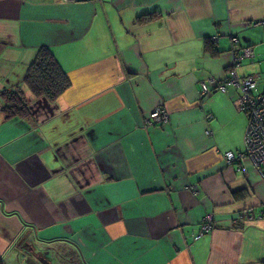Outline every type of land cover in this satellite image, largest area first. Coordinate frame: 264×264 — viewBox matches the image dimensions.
<instances>
[{"label": "crops", "instance_id": "crops-1", "mask_svg": "<svg viewBox=\"0 0 264 264\" xmlns=\"http://www.w3.org/2000/svg\"><path fill=\"white\" fill-rule=\"evenodd\" d=\"M40 46L70 79L54 100L22 83ZM245 47L236 72L264 93V0H0V93L30 101L8 119L0 98V264L30 247L66 264H264L239 89L199 85ZM156 106L168 121L145 125Z\"/></svg>", "mask_w": 264, "mask_h": 264}, {"label": "built area", "instance_id": "built-area-1", "mask_svg": "<svg viewBox=\"0 0 264 264\" xmlns=\"http://www.w3.org/2000/svg\"><path fill=\"white\" fill-rule=\"evenodd\" d=\"M75 1V0H64ZM236 38H232L235 41ZM253 52L249 47L234 56L231 66L228 68L229 75L223 79L207 77L199 81L200 94L202 96L218 91L226 92L227 85H234L239 89V96L235 99V107L238 111L248 114V123L243 136L244 151L241 154L257 169L260 177L264 180V93L254 94L256 80L252 76L239 77L236 67L242 60L250 59ZM168 121L167 111L162 106L154 107L145 125L154 123H166ZM224 158L231 162L236 156L232 151L224 153ZM214 227L211 213L204 216L200 230L192 236L194 240L200 238L204 233L209 232Z\"/></svg>", "mask_w": 264, "mask_h": 264}, {"label": "trees", "instance_id": "trees-1", "mask_svg": "<svg viewBox=\"0 0 264 264\" xmlns=\"http://www.w3.org/2000/svg\"><path fill=\"white\" fill-rule=\"evenodd\" d=\"M155 17L156 14L142 16L137 19V22L145 23ZM205 49L212 55L217 53L211 42H206ZM22 83L33 97L44 96L49 100H54L68 88L70 79L51 50L47 46H40L33 61L26 69ZM0 98L2 100L1 109L6 118H27L29 116L30 101L20 87L2 90Z\"/></svg>", "mask_w": 264, "mask_h": 264}, {"label": "water", "instance_id": "water-1", "mask_svg": "<svg viewBox=\"0 0 264 264\" xmlns=\"http://www.w3.org/2000/svg\"><path fill=\"white\" fill-rule=\"evenodd\" d=\"M27 255H23L26 264H59L54 262V258L50 257L48 254H45L44 258L41 256L43 253L36 252L32 247L27 251Z\"/></svg>", "mask_w": 264, "mask_h": 264}, {"label": "flooded vegetation", "instance_id": "flooded-vegetation-1", "mask_svg": "<svg viewBox=\"0 0 264 264\" xmlns=\"http://www.w3.org/2000/svg\"><path fill=\"white\" fill-rule=\"evenodd\" d=\"M41 256H43L42 258H44V256H46V255H44V254H42ZM59 264H66L65 262H58Z\"/></svg>", "mask_w": 264, "mask_h": 264}, {"label": "rangeland", "instance_id": "rangeland-1", "mask_svg": "<svg viewBox=\"0 0 264 264\" xmlns=\"http://www.w3.org/2000/svg\"><path fill=\"white\" fill-rule=\"evenodd\" d=\"M59 254V253H58ZM64 255H67L65 252H63Z\"/></svg>", "mask_w": 264, "mask_h": 264}]
</instances>
